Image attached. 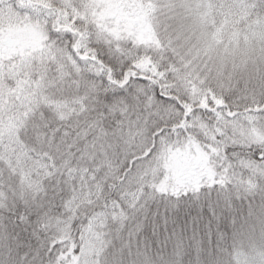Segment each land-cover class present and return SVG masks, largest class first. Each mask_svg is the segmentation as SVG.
Segmentation results:
<instances>
[{
	"label": "snow or ice",
	"instance_id": "6c2138e0",
	"mask_svg": "<svg viewBox=\"0 0 264 264\" xmlns=\"http://www.w3.org/2000/svg\"><path fill=\"white\" fill-rule=\"evenodd\" d=\"M0 264H264V0H0Z\"/></svg>",
	"mask_w": 264,
	"mask_h": 264
},
{
	"label": "trees",
	"instance_id": "16d2710c",
	"mask_svg": "<svg viewBox=\"0 0 264 264\" xmlns=\"http://www.w3.org/2000/svg\"><path fill=\"white\" fill-rule=\"evenodd\" d=\"M259 134V133H258Z\"/></svg>",
	"mask_w": 264,
	"mask_h": 264
}]
</instances>
